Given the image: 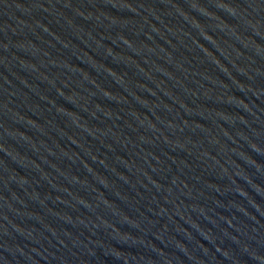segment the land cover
I'll use <instances>...</instances> for the list:
<instances>
[{
    "label": "water",
    "instance_id": "obj_1",
    "mask_svg": "<svg viewBox=\"0 0 264 264\" xmlns=\"http://www.w3.org/2000/svg\"><path fill=\"white\" fill-rule=\"evenodd\" d=\"M0 264H264V0H0Z\"/></svg>",
    "mask_w": 264,
    "mask_h": 264
}]
</instances>
